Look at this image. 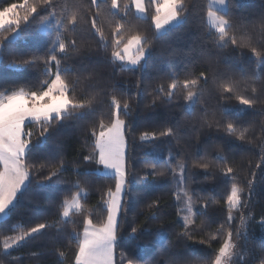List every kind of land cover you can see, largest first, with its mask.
Returning a JSON list of instances; mask_svg holds the SVG:
<instances>
[{
	"label": "snow or ice",
	"instance_id": "snow-or-ice-1",
	"mask_svg": "<svg viewBox=\"0 0 264 264\" xmlns=\"http://www.w3.org/2000/svg\"><path fill=\"white\" fill-rule=\"evenodd\" d=\"M229 4L230 0H208L206 15H201V27L205 31L200 39L220 51L231 47L241 60L247 50L255 58L260 73L249 75L243 68L239 69V77L232 69L220 72L216 67L220 61L209 54L203 61L207 67L199 72L185 65L182 74L164 73L156 86H145L141 78L136 84L137 95L146 92L151 96V104L146 107L152 108L157 107V102L171 107L174 101L182 100L184 103L176 107L185 116L195 117L200 126L215 125L217 131L223 130L227 136L245 143H256L258 139L260 163L256 167L260 168L264 165V126L260 128L259 138L249 137L247 126L235 120H221L217 113L226 116L232 111L220 101L235 99L242 106L238 109L242 113L264 104V14L237 22L230 14ZM190 14L189 0H73L71 3L19 0L0 8V30L7 33L0 38V50L12 57L13 68L38 70L34 80L0 85V218L10 216L19 199L34 184L65 185L62 198L49 202L54 210L51 218L24 226L14 235H4L0 256L9 255V250L38 238L45 229H56V236L67 241L73 250L71 264H156L154 259L145 260L143 255H130L123 250L118 254L122 223L134 236L147 231L145 225L149 221L161 219L157 213L162 198L171 196L170 206L175 208L176 216L173 227L180 229L178 236L209 249L198 258L199 264H255L254 260L245 259L252 252L245 249L241 253L242 245L238 243L247 242L244 229L250 214L246 210L251 208L249 198L254 181H247L246 197L245 187L237 183L239 170L235 162L222 151L209 156L205 150L202 156L189 159L169 149V156L162 164L141 161L143 167H137L140 158L129 155L137 135L141 142L174 140L179 145L180 121H166L150 130L133 132L128 123L132 111L129 101L118 98L115 85L102 83L95 66L83 62L85 55L90 57L94 50H100L114 71L135 72L154 55L156 42L170 30L187 23ZM39 32L47 35L42 52L21 54L12 50V45L25 33ZM4 51H0V63ZM78 57L79 64L75 63ZM210 83L217 94L216 109L205 98ZM68 121L81 128L82 148L89 150L83 161L95 166L83 178L78 170L80 158L67 161L59 145L42 158L36 155L38 146L45 144L53 131ZM69 168L75 180L63 179ZM191 169H202L205 173L214 169L218 176L212 178L219 179L223 194L213 193L205 198L202 190L191 187L197 182ZM100 175L108 181L106 185H98L92 179ZM250 175L255 177L256 173ZM137 176L145 181L149 177L170 181L154 198H143L150 202H141V194L137 195L138 209L146 208L149 212L144 224L138 226L137 212L128 203ZM208 178L206 175L205 179ZM229 182H232L230 188ZM92 191L98 193L99 199L89 207L87 200ZM217 202L223 209L222 219L211 218L207 212L209 205ZM129 211L133 212L131 221H128ZM237 220L239 228L235 227ZM67 225L73 226L70 232L65 231ZM169 231L161 224L151 234L152 243L161 248V254ZM196 234L201 238L197 240ZM259 252V264H264V243ZM59 256L60 264L68 259L64 251H59ZM166 264L177 262L168 258Z\"/></svg>",
	"mask_w": 264,
	"mask_h": 264
},
{
	"label": "trees",
	"instance_id": "trees-1",
	"mask_svg": "<svg viewBox=\"0 0 264 264\" xmlns=\"http://www.w3.org/2000/svg\"><path fill=\"white\" fill-rule=\"evenodd\" d=\"M19 0H0V8ZM73 2V0H69ZM208 0H189L191 14L188 22L182 23L180 26L170 30L161 40L156 42V51L149 58L144 66L135 72H120L118 69L113 70L105 61L106 54L100 50H94L92 55H85L84 64L95 66L98 78L102 83L115 85L118 98L127 99L131 105V115L128 118L133 132L139 133L143 130H150L156 125L163 124L166 121H180L181 123V143L179 145L173 140L170 143L164 140L141 142L138 135L135 139V147L130 146L129 155L139 157L137 167H143V162H151L157 165L162 164L169 156V149L173 153L179 152L182 157L191 159L192 157L202 156L207 150L209 156L215 155L217 151H222L228 156L230 161L235 162V167L239 170L237 183L241 187H245L244 195L248 196L247 187L245 186L249 179L254 181L253 192L250 195L249 203L250 210L246 213L250 214V219L244 229L247 236L245 245L244 240L238 243L242 245L241 253L245 249L252 252V255L246 256L245 259L249 262L255 261L259 264L261 254L260 246L264 243V165L260 168L256 167L260 163V149L256 143H245L236 140L234 137L227 136L223 130L217 131L216 126H200L196 122V118L185 116L181 110L176 107L177 104H183L182 100L173 102L170 107L168 105L157 102V107H146L151 104L152 97L146 92L142 95H137L138 89L136 84L138 80L143 78L145 86L151 84L156 86L160 82V77L169 71L177 73L183 72L185 65L191 69L195 68L199 72L201 68H206L207 64L203 63L205 58L211 54L214 60H219L216 65L220 72H227L229 69L235 70V75L240 76L239 69L243 68L249 75L252 73H260L261 70L256 67L255 58L245 50V57L241 60L231 49V47L220 51L216 49L210 42H205L200 39V36L205 31L201 27V15H206ZM205 10L203 13L201 10ZM230 14L237 22L247 21L249 19L258 18L264 14V0H230ZM147 27V25H142ZM151 34V33H150ZM7 35L3 30H0V38ZM47 42V35L44 32L25 33L13 45L12 50L21 54L32 52H42ZM210 50V52H209ZM4 51V50H0ZM81 58H76L75 63L79 64ZM200 61L199 63H194ZM12 57L4 51L3 62L0 63V85L20 83L25 80H34L38 76L37 69L21 68L15 69L11 66ZM18 62V61H17ZM2 90V88H0ZM248 94V93H246ZM210 107L217 108V94L213 90L211 83L208 86L206 94ZM224 107L231 109L226 116L217 113L221 120H235L238 124L249 128V137H260V128L264 126V104H260L255 110L239 112L241 108L238 102L233 99L231 101H220ZM198 115V114H197ZM83 124L84 122H80ZM132 137L130 136V140ZM83 139L81 128L75 122H65L60 127L53 131V134L48 138L47 142L38 146L36 155L44 157L49 153L54 152L59 145V150L63 152L67 161H73L77 157L80 158L78 170L83 174L94 168V165H89L83 161L82 157L87 155L89 151L82 148ZM195 173L196 183L191 187L201 191L202 195H212L213 193L223 194V186H220L219 179H213L212 176H218V173L213 169L209 173H205L202 169H191ZM72 169L63 177L64 180H75L76 177L71 175ZM255 172V177L250 175ZM208 179H205V176ZM98 185H106L108 181L103 179V176H93ZM169 179H152L142 180L137 176L131 185L130 196L128 203L136 210L137 226L144 224L145 218L149 215L145 208L140 211L137 207V195L141 194V202L144 197L154 198L162 191L165 185L169 184ZM231 183L227 187H231ZM65 185L62 183H48L45 185H33L17 203L16 209L0 221V250H2L3 236L14 235L24 226H32L46 218H51L53 208L49 206V202L58 201L62 198V193ZM99 195L96 191H92L88 197L87 203L91 207L97 203ZM172 197L165 196L161 200L162 207L157 213L161 219L157 222L149 221L145 227L147 231L133 235L127 225L122 223L120 250L127 253L143 255L145 260L154 259L156 264H166L168 258L174 259L177 264H199L198 258L209 251L206 245L193 242L190 239H181L178 236L179 228L173 227V221L176 220L175 208L171 207ZM209 217L222 219L223 209L221 204L211 203L207 208ZM133 218V212H128V221ZM79 221V217L76 218ZM161 224L170 229L168 240L164 243L163 254L161 248L152 243V233H155ZM19 226V227H18ZM72 225L65 226V231L70 232ZM216 225H213L215 230ZM236 228H239V220H237ZM15 229V231H10ZM197 240L201 238L200 234H196ZM216 242L214 241L213 244ZM59 251H64L68 259L63 261V264H71L73 250L68 247L67 241L62 237L56 236V229L43 230L38 238L29 240L18 248L9 250V255L0 256V264H60Z\"/></svg>",
	"mask_w": 264,
	"mask_h": 264
},
{
	"label": "rangeland",
	"instance_id": "rangeland-1",
	"mask_svg": "<svg viewBox=\"0 0 264 264\" xmlns=\"http://www.w3.org/2000/svg\"><path fill=\"white\" fill-rule=\"evenodd\" d=\"M5 217H3V218H0V221L2 220V219H4Z\"/></svg>",
	"mask_w": 264,
	"mask_h": 264
}]
</instances>
